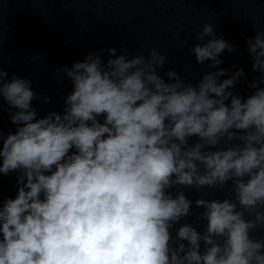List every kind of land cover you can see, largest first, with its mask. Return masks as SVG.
Wrapping results in <instances>:
<instances>
[{
    "label": "clouds",
    "instance_id": "obj_1",
    "mask_svg": "<svg viewBox=\"0 0 264 264\" xmlns=\"http://www.w3.org/2000/svg\"><path fill=\"white\" fill-rule=\"evenodd\" d=\"M214 29L204 23L196 37L209 39L190 49L216 69L197 84L173 70L166 82L157 48L147 58L109 48L106 62L89 52L62 69L73 85L63 112L43 118L31 81L0 68L17 126L0 130V174L18 173L17 195L0 205V264H264L253 235L264 230V31L247 39L260 76L242 98L243 69L218 67L236 46ZM183 188L227 193L195 200L203 231L186 221Z\"/></svg>",
    "mask_w": 264,
    "mask_h": 264
}]
</instances>
